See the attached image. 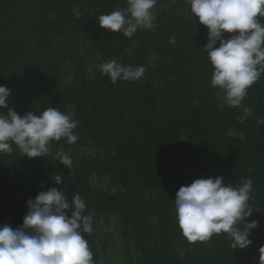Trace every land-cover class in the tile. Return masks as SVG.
Segmentation results:
<instances>
[{
    "label": "trees",
    "instance_id": "1",
    "mask_svg": "<svg viewBox=\"0 0 264 264\" xmlns=\"http://www.w3.org/2000/svg\"><path fill=\"white\" fill-rule=\"evenodd\" d=\"M158 3L162 7L154 27L127 38L98 22L100 15L126 8L127 0H0V85L11 89L9 107L20 115H39L49 107L64 113L72 105L79 121L74 129L78 140L53 141L49 156H22L14 144L12 153H0V226L20 227L27 201L56 187L70 200L77 192L86 203L84 214L93 215V232L84 238L94 264H99L98 214L119 217L124 239L139 253V264H260L264 125L256 120L264 119V74L248 89L243 103L253 113L241 122L242 108L217 106V88L211 86L214 69L204 50L207 27L192 18L185 0ZM75 6L90 10L76 16ZM86 46L99 54L100 66L116 60L143 66L145 72L140 79L113 84L99 69L86 80L81 54ZM65 61L73 64L68 86L62 85ZM154 78L160 84L156 88ZM229 129L244 138L228 136ZM87 142L105 149V155L85 156ZM57 151L70 155L71 169L56 160ZM93 173L110 177L116 190L95 192L89 183ZM56 174L63 183L51 179ZM216 176L233 187L252 180L248 203L253 210L245 222L258 225L251 229L256 237L250 235L252 243L246 248L232 249L226 233L191 243L178 226L174 199L179 188ZM149 191L153 194L147 197ZM65 211L71 215L70 209Z\"/></svg>",
    "mask_w": 264,
    "mask_h": 264
},
{
    "label": "clouds",
    "instance_id": "2",
    "mask_svg": "<svg viewBox=\"0 0 264 264\" xmlns=\"http://www.w3.org/2000/svg\"><path fill=\"white\" fill-rule=\"evenodd\" d=\"M158 0H127L126 8H117L98 17L102 28L122 32L131 38L138 29H152L156 19L154 7ZM189 14L198 17L208 29L204 47L213 67L211 86L224 93V103L242 108L247 119L253 109L244 105L248 89L264 74V0H185ZM225 33L233 35L225 37ZM175 43V37L170 38ZM217 42L219 46L216 47ZM113 84L118 80L140 79L145 68L124 65L116 60L100 66ZM11 89L0 85V153H12L14 144L22 156H49L53 141L78 140L74 131L79 121L49 107L39 115L30 111L18 114L9 107ZM7 108V113L4 109ZM258 126L264 119L257 118ZM56 160L71 169L72 158L57 151ZM63 183L59 174L51 177ZM252 180L239 186L225 184L223 176L197 178L181 186L175 196V210L182 235L191 243L208 241L214 234L226 233L231 247L246 248L252 241L251 229L258 222H245L253 208L249 207ZM28 211L20 227L0 226V264H94L93 253L84 234L93 232V215H85V201L75 192L71 200L56 187L39 192L27 201ZM71 210L69 216L65 210ZM243 224V227L237 225ZM260 264H264L261 246Z\"/></svg>",
    "mask_w": 264,
    "mask_h": 264
},
{
    "label": "rangeland",
    "instance_id": "3",
    "mask_svg": "<svg viewBox=\"0 0 264 264\" xmlns=\"http://www.w3.org/2000/svg\"><path fill=\"white\" fill-rule=\"evenodd\" d=\"M161 4L157 2L153 11L156 13L161 9ZM89 6L81 9L79 6L73 8V12L76 16L87 14L89 12ZM56 42V40H55ZM82 58L85 64V78L86 80H92L100 69V56L93 48L86 46L81 48ZM155 56L151 55L149 60H154ZM62 67V85L68 86L72 84V70L73 64L70 61H65L61 65ZM152 85L156 88L158 85V79L154 78L151 81ZM224 93L220 89H216V102L217 106L221 107L224 104ZM66 115L75 120L73 106L66 107ZM230 137L243 139L242 132L234 129H229L226 133ZM83 153L88 158H94L97 156H104L105 149L96 148L92 142H87ZM89 183L91 188L95 192L112 193L116 190V187L110 180V177L102 174L93 173L89 177ZM152 192H147L146 196L152 195ZM35 197H32L34 199ZM96 227L98 233V254L99 264H139V253L135 250L131 242L124 239L121 230V223L119 217L113 214H98L96 216ZM251 237H256L251 235Z\"/></svg>",
    "mask_w": 264,
    "mask_h": 264
}]
</instances>
